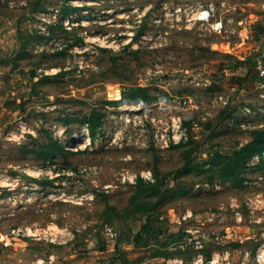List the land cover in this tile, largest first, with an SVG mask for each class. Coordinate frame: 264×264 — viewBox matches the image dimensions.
Wrapping results in <instances>:
<instances>
[{"label": "rangeland", "instance_id": "obj_1", "mask_svg": "<svg viewBox=\"0 0 264 264\" xmlns=\"http://www.w3.org/2000/svg\"><path fill=\"white\" fill-rule=\"evenodd\" d=\"M33 1L0 0V238L55 248L56 264H193L208 248L252 264L264 243V155L249 161L240 188L218 173L210 181L203 169L213 166L203 162L264 128L262 74L238 80L249 72L245 61L264 58L255 27L264 26V0H44L46 11L30 12ZM65 2L78 8L52 34L47 26L62 22ZM210 3L221 33L196 18ZM138 87L159 98L130 112L123 100ZM94 109L105 116L88 145L84 125L63 119ZM179 113L192 123L194 170L174 179L187 149L171 146L180 141ZM50 133L72 147L67 157L42 164L22 152ZM155 165L168 197L146 230L129 208L130 179L154 182ZM107 226L116 235L106 241ZM186 227L209 237L203 249Z\"/></svg>", "mask_w": 264, "mask_h": 264}, {"label": "trees", "instance_id": "obj_2", "mask_svg": "<svg viewBox=\"0 0 264 264\" xmlns=\"http://www.w3.org/2000/svg\"><path fill=\"white\" fill-rule=\"evenodd\" d=\"M44 0H34L32 2L33 8L30 12H40L46 11V5H44ZM73 6V5H72ZM65 2L61 6V20L62 22L58 21L56 23H50L47 27L50 32L53 34L58 29H65L62 25L64 19L78 7H72ZM142 26V25H141ZM145 24H143V27ZM255 27L259 28L261 33L264 32V26L259 25L258 23L255 24ZM66 30V29H65ZM142 29L138 31L137 36L141 35ZM53 37V36H52ZM78 40H82V38H78ZM259 59V60H258ZM256 59H249L244 63L249 67V72L247 73L246 77H238L240 82H243L246 78L250 77L251 71H255L257 74H262V79H264V58ZM258 61H260L258 64ZM237 64L243 63L241 60L236 61ZM262 67V69L259 68ZM128 98V97H127ZM141 98L147 102H153L157 100L159 97L150 95L149 89L147 87H138L134 90L131 97L128 99H137ZM118 101H105V104H115ZM22 109L23 104L19 105ZM105 114L99 110H92L89 114L84 115L82 118L76 119H63L66 123H71L73 121L81 122L82 125H88L90 134L93 138L96 137L98 130H100L103 126ZM191 122L185 120L184 125L188 128L191 126ZM194 142L192 136L187 137L186 140H181L178 143H173L171 146L173 148L176 147H187L184 151V165L180 169L176 171L174 175V179L179 178V176L183 174H188L194 170L193 165V153L194 147H188ZM25 155H32L36 160H38L42 164H47L51 162H56L58 158L67 157V149L65 144L60 140L54 137L50 133V137L47 141L37 144L36 146L28 147L26 146L23 151ZM264 155V128H258L253 130L251 139L247 141L245 144L240 145L239 147L235 148L231 153H221L219 150H216L212 156L206 159L203 163L205 165L213 166L212 169H203V171H211L209 180L212 181L213 174L218 173L221 177V181L223 183H228L235 188H240L245 185L247 181L246 171L249 168V161L255 157ZM257 168H264V163L257 166ZM153 174L155 176L154 182H146L141 176H137L136 183L134 184L135 193L132 195L130 200L129 208L134 211L135 213H139L142 216L143 220V227L146 230L154 229V225L150 222V216L154 213H158L160 206L162 203L167 199V191L168 189H164V182L159 179V169L155 165L153 167ZM46 185V184H45ZM178 193L180 191H177ZM103 199L107 202L106 195H103ZM107 210L111 209L114 212H118L114 206H111L107 203ZM106 210V211H107ZM153 230V231H154ZM139 236H142L139 235ZM110 238L106 237V241ZM111 240V239H110ZM207 258L209 259L212 255V251L208 248L206 250Z\"/></svg>", "mask_w": 264, "mask_h": 264}, {"label": "built area", "instance_id": "obj_3", "mask_svg": "<svg viewBox=\"0 0 264 264\" xmlns=\"http://www.w3.org/2000/svg\"><path fill=\"white\" fill-rule=\"evenodd\" d=\"M196 8H197V12L195 14H196L197 20H199L202 23L209 24L210 27L212 28V30L215 32H218V33L222 32V30L224 29L223 21L221 19L212 20L215 16L216 12H217L215 4H213V3L207 4V5H202V4L200 5L199 4ZM42 13H44V12H42ZM259 68L262 69L261 66H259ZM263 72H264V70L262 69V73ZM127 101H130V102L138 101L139 102V104H138L139 109L141 108V106H143L144 108H146V107L148 108V107L152 106V102L144 101L141 98H137V99H128V98L126 99V98H124L123 105ZM156 101H154V102H156ZM168 102H170V101L164 97V98H160L158 103H160L161 105L162 104L166 105ZM135 110L129 109L130 112L135 111ZM180 115H181V113L178 114V119H177V122L173 125V130L174 131L176 130L177 132L180 131V135L176 138L181 141V140H186L188 135H186L187 127L184 125V121L187 119V117H184V120H183V119H181ZM173 120H175V119H173ZM84 127L86 130V135H85L84 141H86V144L90 145L92 142V136L90 134V130H89L88 125L86 124V125H84ZM174 127H176V129ZM180 141H178V142H180ZM71 146H73L72 143H71ZM71 148L72 147L66 146V149H71ZM77 148H78V146L76 145L75 149H77ZM145 176H147V178L150 179L151 178L150 177L151 176L150 171H149L148 175H145ZM130 180L133 182H136V180L134 181V179H130ZM189 217H191L190 213L185 214L183 216V220L187 221L189 219ZM185 231L187 233L186 238H188L189 242H194L198 249H203L204 245L209 240V237L207 235H205L203 233L198 234V232L196 233L188 227H186ZM13 232L15 233L16 231L13 230ZM18 232H19V230L17 231V234H19ZM105 233H106L105 234L106 237H108V238H114L116 235L114 230L108 226L105 229ZM230 255H231V253L229 250H226L224 252L214 251L212 253L211 257L208 259L204 256V254L202 252H200L193 264H230L231 263ZM250 260L252 261V264H264V243H262L259 246L255 255L253 257H251ZM248 262H249V256L246 255L242 261V264H247Z\"/></svg>", "mask_w": 264, "mask_h": 264}, {"label": "crops", "instance_id": "obj_4", "mask_svg": "<svg viewBox=\"0 0 264 264\" xmlns=\"http://www.w3.org/2000/svg\"><path fill=\"white\" fill-rule=\"evenodd\" d=\"M13 234V233H12ZM10 241L0 238V264H56L58 259L55 248L47 251L44 247L30 246L15 235H9Z\"/></svg>", "mask_w": 264, "mask_h": 264}, {"label": "bare ground", "instance_id": "obj_5", "mask_svg": "<svg viewBox=\"0 0 264 264\" xmlns=\"http://www.w3.org/2000/svg\"><path fill=\"white\" fill-rule=\"evenodd\" d=\"M126 103H128V105H131L132 104V109H134V110L135 109H139V107H138L139 102L138 101H135V102L127 101Z\"/></svg>", "mask_w": 264, "mask_h": 264}]
</instances>
